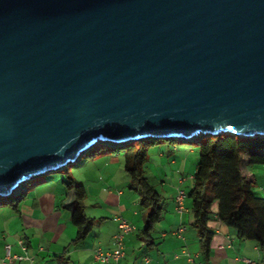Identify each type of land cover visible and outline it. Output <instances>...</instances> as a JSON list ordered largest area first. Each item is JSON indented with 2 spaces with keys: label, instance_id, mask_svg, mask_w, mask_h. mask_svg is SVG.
I'll use <instances>...</instances> for the list:
<instances>
[{
  "label": "water",
  "instance_id": "water-1",
  "mask_svg": "<svg viewBox=\"0 0 264 264\" xmlns=\"http://www.w3.org/2000/svg\"><path fill=\"white\" fill-rule=\"evenodd\" d=\"M264 135V0H0V196L98 141Z\"/></svg>",
  "mask_w": 264,
  "mask_h": 264
},
{
  "label": "crops",
  "instance_id": "crops-1",
  "mask_svg": "<svg viewBox=\"0 0 264 264\" xmlns=\"http://www.w3.org/2000/svg\"><path fill=\"white\" fill-rule=\"evenodd\" d=\"M163 144L168 145V148L171 145H174V149L179 147L176 144ZM122 156L102 153L89 157L93 165L87 166L86 170L98 173L100 180L99 193L92 203L97 208L93 212L112 216H89L85 205L88 217L94 220V226L79 244L71 243L77 228L70 218L69 206L73 194L72 191L64 190L65 187L54 182V189L35 184L16 211L7 206V210H4L6 216L0 217V264L4 259L5 243L11 244L13 253L33 258L32 262L26 259L12 264H104L95 260L93 251L97 246L103 249L113 247V236L118 231L115 218L122 216L135 224L134 219L138 216L136 210L130 209L129 194L121 188L127 186L129 179L124 164L122 167ZM252 169L254 192L264 197V165ZM192 177L193 174L189 176L190 179ZM185 178L180 177L178 183H182ZM179 188L186 192L188 190L177 185L170 194L171 202L163 209L162 219L154 225L149 236L143 234V224L140 230L135 224L137 230L125 236L124 256L120 264H245L243 258H252L256 264H264V247H259L252 239L238 238L234 228L216 216V203L212 206L215 213L208 221L214 232L209 257L201 254L199 234L193 226L191 199L186 196L185 210L178 212L175 208L174 198ZM146 212L140 213L143 223ZM180 227L184 228L181 235L177 232ZM18 239L24 240L26 252L18 245Z\"/></svg>",
  "mask_w": 264,
  "mask_h": 264
},
{
  "label": "trees",
  "instance_id": "trees-1",
  "mask_svg": "<svg viewBox=\"0 0 264 264\" xmlns=\"http://www.w3.org/2000/svg\"><path fill=\"white\" fill-rule=\"evenodd\" d=\"M175 142L173 138L152 137L119 143L98 141L84 153L87 157L102 153L123 154L124 169L130 179L128 188L140 193L141 206L147 211L142 226L146 236L163 217L162 194L150 184L145 173L149 149ZM190 142L198 146L199 161L193 173L192 187L186 193L191 199L193 226L199 234L201 254L209 257L214 232L208 221L215 213L212 211L215 203L216 216L221 222L232 226L238 238L252 239L259 247H264V197L254 192L252 169L255 165H264V135L241 136L233 131L219 132L216 135L194 136ZM34 178L22 183L12 193L0 196V206H8L16 211L29 189L36 184ZM62 182L73 194L69 206L70 218L77 228V234L71 243L79 244L94 226V220L88 217L83 204L86 190L83 184L71 177L62 179Z\"/></svg>",
  "mask_w": 264,
  "mask_h": 264
},
{
  "label": "rangeland",
  "instance_id": "rangeland-1",
  "mask_svg": "<svg viewBox=\"0 0 264 264\" xmlns=\"http://www.w3.org/2000/svg\"><path fill=\"white\" fill-rule=\"evenodd\" d=\"M173 144H176L179 147H177V149H174L172 148L174 145H171V148H168V145L166 144H159L151 147L148 153L149 160L145 168V173L148 176L150 184H152L162 194V205L164 210L167 204L171 202L170 194L175 191L174 189L178 184L185 189H189L192 187V179H190L189 176H191L195 172L194 170L196 168V164L199 161L198 146L196 144L191 142L185 143L182 141H177ZM120 160H122L123 167V156ZM91 165H93V162L90 161L89 157L83 154V157L77 162H71L65 165L64 168L49 172L45 176L35 177L34 183H36L38 186H49V188L51 187L54 189L55 185H52V183L54 182L56 184H59L60 186L65 187L64 190H67L65 184L62 182V179L67 180V177H71L77 183L83 184L88 192V195L85 198L83 204L86 205L89 216H112L108 213L99 214L93 212L97 208L92 203L94 201V197H96L99 193L100 180L98 173H93L90 170H86L87 166ZM123 170L124 169L122 168V171ZM180 177H186L182 183H178V179ZM43 178H45V180L42 182L46 183H42L40 181ZM94 182L96 183L94 184ZM128 185L129 179L127 186H121V188L125 193L129 194L130 209L136 210L138 212V216L135 217L134 222L140 230L143 224L140 213L145 212L146 210L141 206L140 193L131 190L130 188H128ZM30 191L28 193H30ZM4 210H7V206H0V217L6 216Z\"/></svg>",
  "mask_w": 264,
  "mask_h": 264
},
{
  "label": "built area",
  "instance_id": "built-area-1",
  "mask_svg": "<svg viewBox=\"0 0 264 264\" xmlns=\"http://www.w3.org/2000/svg\"><path fill=\"white\" fill-rule=\"evenodd\" d=\"M186 196V191L182 188H179L174 198L175 208L178 212L185 210ZM115 219L118 222V231L113 236V247L111 249H103L102 247L97 246L93 251V257L95 260L104 264H120V261L124 256V238L126 235L137 230L135 224L127 220L125 217L118 216ZM183 229V227H180L177 230L179 235H181ZM18 245L23 251L26 252V245L23 239H18ZM3 249L5 253L1 264H12L14 262H20L26 259L30 260V262L33 261V258L30 256L13 253L10 243H5ZM190 260L194 261L192 258H190ZM242 260L245 264H256V261L252 258H243Z\"/></svg>",
  "mask_w": 264,
  "mask_h": 264
},
{
  "label": "bare ground",
  "instance_id": "bare-ground-1",
  "mask_svg": "<svg viewBox=\"0 0 264 264\" xmlns=\"http://www.w3.org/2000/svg\"><path fill=\"white\" fill-rule=\"evenodd\" d=\"M15 189H18V186H17V187H15V188H14V190H15Z\"/></svg>",
  "mask_w": 264,
  "mask_h": 264
}]
</instances>
